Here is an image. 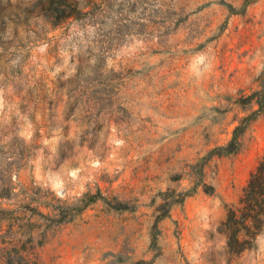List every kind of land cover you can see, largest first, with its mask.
I'll list each match as a JSON object with an SVG mask.
<instances>
[{"label": "rangeland", "instance_id": "rangeland-1", "mask_svg": "<svg viewBox=\"0 0 264 264\" xmlns=\"http://www.w3.org/2000/svg\"><path fill=\"white\" fill-rule=\"evenodd\" d=\"M30 1L0 0V247L22 264H264V232L237 254L222 227L264 112L238 154L195 169L259 108L264 0H64L55 27Z\"/></svg>", "mask_w": 264, "mask_h": 264}, {"label": "trees", "instance_id": "trees-1", "mask_svg": "<svg viewBox=\"0 0 264 264\" xmlns=\"http://www.w3.org/2000/svg\"><path fill=\"white\" fill-rule=\"evenodd\" d=\"M64 0H31L33 12L36 16L51 26H58L61 18H70L72 15L66 13V8L62 5ZM19 8L13 9L14 14L21 15ZM13 12L8 9L0 8V48L4 49L5 39L8 35L7 19H11ZM64 16V17H63ZM259 107L249 116L240 120L233 131L232 139L224 146L213 149L199 164L195 166L199 176H202L204 167L213 157H229L238 154L242 149V137L251 125L264 112V89L254 93L247 99H255ZM190 193L184 195V198ZM92 202L96 201L92 197ZM89 204V203H88ZM167 213L158 218L164 219ZM223 231L228 236V248L237 254L251 249L257 237L264 232V156L260 160L256 170L252 173L243 195L239 202L238 210H230L222 224ZM2 253V254H1ZM17 251L13 243L0 247V259H4L6 264H22V259L15 257Z\"/></svg>", "mask_w": 264, "mask_h": 264}, {"label": "clouds", "instance_id": "clouds-1", "mask_svg": "<svg viewBox=\"0 0 264 264\" xmlns=\"http://www.w3.org/2000/svg\"><path fill=\"white\" fill-rule=\"evenodd\" d=\"M207 59H208V58H207V56H206L205 54L200 53V54H198L197 57L195 58V63H196V64H199V65H202V64H204V63L206 62Z\"/></svg>", "mask_w": 264, "mask_h": 264}]
</instances>
